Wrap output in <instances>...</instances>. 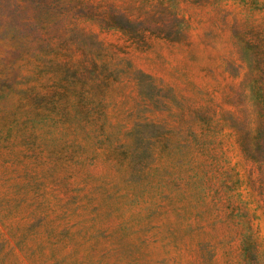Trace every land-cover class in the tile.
Masks as SVG:
<instances>
[{
  "label": "rangeland",
  "instance_id": "rangeland-1",
  "mask_svg": "<svg viewBox=\"0 0 264 264\" xmlns=\"http://www.w3.org/2000/svg\"><path fill=\"white\" fill-rule=\"evenodd\" d=\"M0 264H264V0H0Z\"/></svg>",
  "mask_w": 264,
  "mask_h": 264
}]
</instances>
